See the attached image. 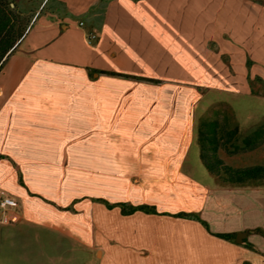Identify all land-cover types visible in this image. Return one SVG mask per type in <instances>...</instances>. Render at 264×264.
Here are the masks:
<instances>
[{
	"label": "crops",
	"instance_id": "obj_1",
	"mask_svg": "<svg viewBox=\"0 0 264 264\" xmlns=\"http://www.w3.org/2000/svg\"><path fill=\"white\" fill-rule=\"evenodd\" d=\"M18 1L31 23L0 69V197H16L23 217L10 224L57 230L95 249L97 264H257L264 185L197 178L196 111L201 79L224 69L213 46L228 9L247 10L252 32H264V10L244 0ZM140 206L155 212L130 210Z\"/></svg>",
	"mask_w": 264,
	"mask_h": 264
},
{
	"label": "rangeland",
	"instance_id": "obj_2",
	"mask_svg": "<svg viewBox=\"0 0 264 264\" xmlns=\"http://www.w3.org/2000/svg\"><path fill=\"white\" fill-rule=\"evenodd\" d=\"M244 2L264 10V0ZM21 8L30 14L32 7ZM245 11L234 17V10L228 9L224 16L225 31L221 32L224 37L211 39L215 51L223 50L224 69L216 75L208 72L209 76L201 79L205 85L199 90L204 93L196 111L198 121L216 119L226 123L229 129L239 126V146L228 144L220 150L221 157L233 166L264 163V138L256 146L242 142L244 136L264 125V64L258 57L262 49L255 39L264 37V32L249 30L250 26L244 22L248 14ZM232 18L243 21L235 24L230 21ZM196 176L202 180L214 178L204 166ZM93 251L54 229L25 222L0 223V264H97L96 250ZM256 257L257 264H264V256Z\"/></svg>",
	"mask_w": 264,
	"mask_h": 264
},
{
	"label": "trees",
	"instance_id": "obj_3",
	"mask_svg": "<svg viewBox=\"0 0 264 264\" xmlns=\"http://www.w3.org/2000/svg\"><path fill=\"white\" fill-rule=\"evenodd\" d=\"M32 16L26 14L18 0H0V69L7 58L18 46V42L25 34L31 23ZM198 141L200 157L205 168L221 185L229 186H262L264 185V163L233 166L220 155V150L228 144L239 146V126L228 128L226 123L219 120L204 119L199 123ZM264 138V125L254 129L252 133L242 138V142L249 146H256ZM142 209L153 211V207L140 206L130 210ZM179 215H188L180 212ZM220 237L234 239L236 233H218ZM243 264H251L245 261Z\"/></svg>",
	"mask_w": 264,
	"mask_h": 264
},
{
	"label": "built area",
	"instance_id": "obj_4",
	"mask_svg": "<svg viewBox=\"0 0 264 264\" xmlns=\"http://www.w3.org/2000/svg\"><path fill=\"white\" fill-rule=\"evenodd\" d=\"M84 25V22H80ZM97 38L95 32H91L88 36V41L93 43ZM0 223L10 224L22 221V216L18 210V201L14 196L0 197Z\"/></svg>",
	"mask_w": 264,
	"mask_h": 264
},
{
	"label": "water",
	"instance_id": "obj_5",
	"mask_svg": "<svg viewBox=\"0 0 264 264\" xmlns=\"http://www.w3.org/2000/svg\"><path fill=\"white\" fill-rule=\"evenodd\" d=\"M247 234V231H245V232H239L238 234H237V240L239 241V242H243L244 240H243V237L245 236Z\"/></svg>",
	"mask_w": 264,
	"mask_h": 264
}]
</instances>
